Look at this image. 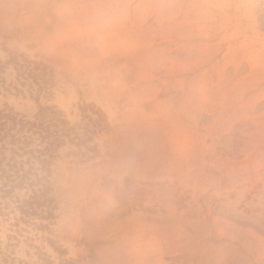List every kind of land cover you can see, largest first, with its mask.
<instances>
[{"label":"rangeland","instance_id":"obj_1","mask_svg":"<svg viewBox=\"0 0 264 264\" xmlns=\"http://www.w3.org/2000/svg\"><path fill=\"white\" fill-rule=\"evenodd\" d=\"M1 112L0 264H264V0H0Z\"/></svg>","mask_w":264,"mask_h":264},{"label":"trees","instance_id":"obj_2","mask_svg":"<svg viewBox=\"0 0 264 264\" xmlns=\"http://www.w3.org/2000/svg\"><path fill=\"white\" fill-rule=\"evenodd\" d=\"M11 62L13 63L16 70V79L20 82V84H28L29 86H33V84L36 83L38 86V91L41 89H47V91L50 92L51 83L48 77L45 76V70L47 69L45 64L41 62H35L27 58L19 59L18 57H12ZM39 107L41 109L43 106L39 104ZM1 116H3L5 119H9L13 124L18 123L20 125V129L26 127L27 130H30L29 134H20L18 137H15L12 133L13 141L17 142L18 148L26 150L24 147H26L25 145L32 141L33 133H37V135L40 137V140H43L50 134V129L40 119H25L21 116L17 117L11 112H1L0 117ZM3 123V121L0 122V125ZM50 144L51 141H48L47 145H45L42 149H37V151L42 153L43 151L48 150V155H50ZM28 150L33 151L35 148H30ZM44 159L45 158L43 157L42 160ZM22 176L23 175L20 177L22 178Z\"/></svg>","mask_w":264,"mask_h":264}]
</instances>
